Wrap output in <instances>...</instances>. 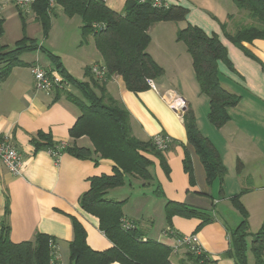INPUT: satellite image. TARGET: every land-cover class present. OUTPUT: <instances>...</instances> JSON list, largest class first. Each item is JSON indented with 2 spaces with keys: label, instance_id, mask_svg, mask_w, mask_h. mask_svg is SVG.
Listing matches in <instances>:
<instances>
[{
  "label": "crops",
  "instance_id": "crops-1",
  "mask_svg": "<svg viewBox=\"0 0 264 264\" xmlns=\"http://www.w3.org/2000/svg\"><path fill=\"white\" fill-rule=\"evenodd\" d=\"M125 1L104 0L116 12L122 11ZM167 1L181 2L188 7L185 22L199 26L207 34L218 35L228 59V62L217 64L221 85L239 95V101L228 109L230 119L224 125L217 128L211 124L207 118L208 97L199 90L191 56L184 43L176 39L177 29L185 22L161 21L151 25L147 52L164 72L162 78L153 80L155 88L148 87L136 93L129 91L119 74L111 75L104 86L129 111L131 133L135 137L146 140L165 134L171 138L162 151L168 174L158 159L150 156L153 162L149 167L153 175L150 183L129 176L123 185L109 189L105 198L123 201L124 219L133 222L144 239L173 248L178 237L196 234L202 251L213 264H235L226 251L229 232L241 216L231 205L230 197L245 189L239 198L248 212L251 232L257 231L264 220V38L243 43L249 54L225 37L219 23L228 24V16L238 13L233 0ZM51 12V21L61 20L65 24L74 18L67 17L55 3L51 5ZM75 20L80 30V17ZM59 42L62 52L53 49L51 52L59 56L73 78L88 81L85 73L88 68L91 71L94 65L104 67L91 35L84 42L81 38L75 40L69 49L64 46V37ZM30 55V59L21 57L28 65L12 67L0 82V137L8 138L23 161L22 172L18 175L0 165V223L9 228V239L14 243L33 240L38 232L54 237L56 262L69 264L68 244L73 238L71 217L83 225L90 248L102 251L112 245L99 229L98 218L84 211L78 199L89 187L88 178L111 174L114 163L107 158L95 163L66 151L55 160L48 149L35 150L31 139L39 131L51 134L53 141L62 144L92 145L86 136L76 139L69 136V129L80 114L79 108L64 95H55L53 89L45 91L35 87L30 67L39 64L50 70L53 64L49 59L43 61L37 50ZM65 84L67 91L81 97L74 85ZM175 97L184 102L181 112L170 105ZM187 109L192 110L199 132L218 150L226 167L223 179L207 182L205 168L187 140L183 122ZM185 152L191 159L193 184L183 169ZM237 164H240V172H237ZM168 200L205 210L213 220L202 225L197 217L173 215L167 220L164 206ZM184 252V247L172 249L170 261L189 264L186 260L180 261ZM247 264H254L250 251H247Z\"/></svg>",
  "mask_w": 264,
  "mask_h": 264
},
{
  "label": "trees",
  "instance_id": "trees-1",
  "mask_svg": "<svg viewBox=\"0 0 264 264\" xmlns=\"http://www.w3.org/2000/svg\"><path fill=\"white\" fill-rule=\"evenodd\" d=\"M51 1L59 5L67 17H80L82 40L92 36L106 69L105 75L98 79L88 68L85 71L89 76L88 81L73 78L65 70L58 55L44 49L23 31L12 46L0 43V82L7 77L12 67L29 64L19 57L21 53L40 49L45 51L53 64L52 69L58 71L66 83L74 85L81 93V97L76 96L67 91L65 85H55L53 88L55 95H64L80 110L69 129V136L73 139L86 136L92 147L78 146L75 142L68 145L55 142L51 134L39 131L31 139L35 150L54 149L59 154L66 151L76 158L91 159L95 163L101 158L110 159L114 163L111 174L89 177V187L78 199L84 211L98 218L99 229L112 245L102 251L90 248L83 225L77 218L71 217L73 238L68 244L69 264H173L170 261V246L144 239L139 228L124 219L123 201L105 198L109 189L123 185L129 176L150 183L153 180L149 171L153 163L150 156L158 159L166 174L168 165L162 153L165 149H157L153 137L141 140L131 133L129 111L119 99L107 92L104 83L111 75L119 74L125 87L136 93L149 87L146 79L162 78L163 68L147 52L149 28L161 21L184 23L187 9L171 3L166 7L157 6L153 0H126L122 11L116 12L104 0H36L32 10L44 37L50 27ZM233 3L239 14L241 11L245 14L244 18L232 26L220 22V28L226 38L250 54L243 43L264 38V0H233ZM19 15L24 25L20 10ZM233 16L229 15L228 19ZM3 33L4 18L0 15V38ZM176 39L184 43L191 56L199 90L208 97L207 118L219 128L230 119L228 109L239 101V95L225 90L221 85L217 64L219 61L228 62L226 48L216 33L207 34L189 22L177 29ZM183 122L187 140L205 168L207 182L211 183L216 178L223 179L226 167L213 143L197 129L191 109L184 111ZM182 163L189 182L193 184L188 152H185ZM240 169V164H237V172ZM244 190L230 197V203L240 214L241 220L229 232L226 255L233 258L235 264H247V251H250L254 264H264V220L257 231L249 230L248 212L239 198ZM164 210L167 220L173 215L197 217L200 219L199 225L213 220L212 215L205 210L171 200L166 202ZM8 232L9 228L1 224L0 264H50L52 255L49 242L54 243V237L38 232L33 240L14 243L9 239ZM184 260L189 264H213V260L203 251L196 253L187 248L184 258L180 259Z\"/></svg>",
  "mask_w": 264,
  "mask_h": 264
},
{
  "label": "built area",
  "instance_id": "built-area-1",
  "mask_svg": "<svg viewBox=\"0 0 264 264\" xmlns=\"http://www.w3.org/2000/svg\"><path fill=\"white\" fill-rule=\"evenodd\" d=\"M36 0H0V10L7 3H12L13 5L19 7H27L33 4ZM153 4L157 6H169L167 0H153ZM31 73L34 77L35 87L37 89H42L45 91H50L54 88L55 85L63 87L65 81L63 77L54 69L47 70L39 64L32 65ZM92 74L98 78L102 79L105 75L106 69L100 65H94L91 68ZM146 83L149 87L155 88L154 82L152 79H146ZM170 97V96H169ZM171 107L177 111L181 112L184 108V102L180 97H175L170 102ZM153 141L155 146L159 150H164L168 147L171 142V138L165 134H157L153 136ZM50 154L55 158L59 157V152L54 149H48ZM0 165L4 166L10 173L18 175L22 172L23 161L21 159V154L17 148L8 140L6 136L0 137ZM126 225V222L124 223ZM0 233H1V223H0ZM51 248V260L50 264H58L56 262V244L55 242H49ZM179 247L187 248L196 253L202 252L196 234L182 235L176 240V244L173 246V251H176Z\"/></svg>",
  "mask_w": 264,
  "mask_h": 264
},
{
  "label": "rangeland",
  "instance_id": "rangeland-1",
  "mask_svg": "<svg viewBox=\"0 0 264 264\" xmlns=\"http://www.w3.org/2000/svg\"><path fill=\"white\" fill-rule=\"evenodd\" d=\"M54 2H50V6L53 5ZM172 5H180L188 9L185 5H183L181 2L179 3H172ZM27 9V11H26ZM19 10L22 14V18L24 19V25L23 20L21 19L19 15ZM25 10V11H24ZM50 14L51 7L49 8ZM188 12V11H187ZM189 13V12H188ZM0 14L3 15L4 18V33L0 38V43L7 46H12V44L15 42V40L19 39L23 31L26 36L29 38H32L38 43L40 46H42L46 50H59L61 46L59 40L64 37V46L69 49L74 41H79V38H81V31L77 27V23L75 20V17L79 19V16L75 15L72 22H68L63 24L61 20H55L53 19L51 21L50 17V27L47 32V35L44 37L43 33L41 32V26L40 24L35 20V14L32 10V4L27 7H19L16 5H13L12 3H7L3 6V8L0 10ZM187 14V13H186ZM233 18L229 19L228 26H232L236 21L243 19L245 14L241 11V14L235 13L233 14ZM2 16V17H3ZM199 27V26H198ZM63 34V36L61 35ZM66 34V35H64ZM76 44V43H75ZM67 51V50H66ZM54 52V51H53ZM34 51H27L24 53H21L19 57H27V59H30ZM38 55L43 59V61H47V55L46 52L43 50H37ZM159 81V80H158Z\"/></svg>",
  "mask_w": 264,
  "mask_h": 264
}]
</instances>
